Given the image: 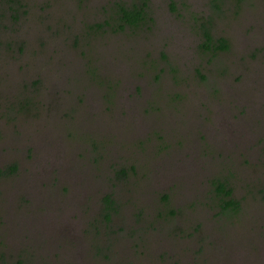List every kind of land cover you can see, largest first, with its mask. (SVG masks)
Returning <instances> with one entry per match:
<instances>
[{
	"label": "rangeland",
	"instance_id": "rangeland-1",
	"mask_svg": "<svg viewBox=\"0 0 264 264\" xmlns=\"http://www.w3.org/2000/svg\"><path fill=\"white\" fill-rule=\"evenodd\" d=\"M114 1L0 0V264H264V0Z\"/></svg>",
	"mask_w": 264,
	"mask_h": 264
},
{
	"label": "trees",
	"instance_id": "trees-1",
	"mask_svg": "<svg viewBox=\"0 0 264 264\" xmlns=\"http://www.w3.org/2000/svg\"><path fill=\"white\" fill-rule=\"evenodd\" d=\"M238 4L240 2H242L243 0H235ZM224 3V0H210V5L214 8H216L217 10H221L223 9V6H221V4ZM113 5L117 8L116 10V20H118V25L121 29H124L125 26L131 27V28H137L141 25V23H146L149 21H153L154 17L150 16L148 13L149 11H147V7H148V0H141V2H124L123 0H116L113 2ZM27 7V5L25 4H21L20 8H22V12L19 15H13V21L15 20H19L20 18L24 17L27 13L26 10H24V8ZM169 8L171 11H176L177 8V3L174 2H170L169 4ZM177 16H184L182 14V12L180 10H178L177 12ZM205 14H202L200 19L203 18L204 22L207 19L208 20V14H206V16H204ZM3 14H0V17H3ZM149 17V18H148ZM1 21V20H0ZM4 27H7L9 29V24L5 23L4 21H1ZM203 22V23H204ZM202 23V24H203ZM105 25H108V22H105ZM149 25V24H148ZM204 25V24H203ZM205 28V26H204ZM203 36H204V40L202 41V43L200 44L201 48H205L207 50H225L229 47L228 41L226 40L225 37L223 36H219L216 37L214 34H212L210 28L205 29V31L203 32ZM2 43V40H0V44ZM6 45L8 46L9 49L15 50L14 49V45H13V41L11 42H6ZM23 46L19 45L18 46V51L21 53L23 51ZM167 55H165L163 53V58H165ZM21 67H23L24 65H20ZM28 104V102H27ZM263 151V155H264V150ZM130 170H132V167L129 168ZM15 171H17V164L16 163H12L9 166H7L6 168H2L0 169V175L2 174H12ZM129 170L125 167L121 168L120 170H118V172L116 173L117 178L119 179H123L126 178L128 175ZM211 184L213 186L214 189V195L217 198V202L216 205L217 207L220 209L221 213H225V214H234L232 217H234L241 209V205L240 202L234 197L233 191H234V187H232L229 184V181L227 178H214L211 180ZM213 192V191H212ZM105 210H106V215H105V219L106 221H110L112 218V215L117 213V207L114 204L115 201L111 198L110 194H107L105 196ZM168 200V195L165 194L162 196L161 201L162 202H167ZM165 213V217H167V215L169 214H175L176 210H172L170 209L169 214ZM158 217L161 218V215H158ZM197 228H203L202 227V222H199L196 226Z\"/></svg>",
	"mask_w": 264,
	"mask_h": 264
},
{
	"label": "flooded vegetation",
	"instance_id": "flooded-vegetation-1",
	"mask_svg": "<svg viewBox=\"0 0 264 264\" xmlns=\"http://www.w3.org/2000/svg\"><path fill=\"white\" fill-rule=\"evenodd\" d=\"M202 224H203V222H202ZM197 226V224H195V226L194 227H196Z\"/></svg>",
	"mask_w": 264,
	"mask_h": 264
}]
</instances>
